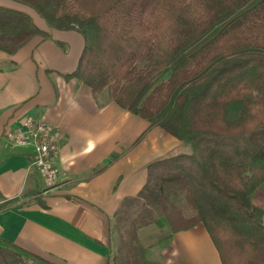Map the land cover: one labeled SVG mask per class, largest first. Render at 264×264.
Segmentation results:
<instances>
[{
  "label": "trees",
  "instance_id": "obj_1",
  "mask_svg": "<svg viewBox=\"0 0 264 264\" xmlns=\"http://www.w3.org/2000/svg\"><path fill=\"white\" fill-rule=\"evenodd\" d=\"M11 1L81 34L67 77L108 90L187 147L148 164L140 191L121 201L108 264H162L145 258L139 237L159 218L171 232L202 224L221 264H264L263 211L251 199L264 182V0ZM37 36L46 34L31 15L0 6L1 51ZM34 260L0 241V264Z\"/></svg>",
  "mask_w": 264,
  "mask_h": 264
},
{
  "label": "crops",
  "instance_id": "obj_2",
  "mask_svg": "<svg viewBox=\"0 0 264 264\" xmlns=\"http://www.w3.org/2000/svg\"><path fill=\"white\" fill-rule=\"evenodd\" d=\"M0 6L31 15L46 36L13 54L0 50V241L12 243L32 264H108L115 249L113 215L121 201L146 182L151 162L186 151L160 127L119 107L107 90L95 94L71 74L84 41L76 30L49 28L27 6ZM31 116L54 128L58 182L46 190L31 166V145H13L7 131ZM263 211L264 182L252 194ZM155 243L145 256L162 264H221L202 224L171 232L163 218L154 223ZM164 237L158 239V235Z\"/></svg>",
  "mask_w": 264,
  "mask_h": 264
},
{
  "label": "built area",
  "instance_id": "obj_3",
  "mask_svg": "<svg viewBox=\"0 0 264 264\" xmlns=\"http://www.w3.org/2000/svg\"><path fill=\"white\" fill-rule=\"evenodd\" d=\"M53 126L42 120L27 116L22 120V127L7 131L5 138L13 145H31L34 156L30 164L40 175L46 190L53 189L59 176L54 158L58 153V146L52 140Z\"/></svg>",
  "mask_w": 264,
  "mask_h": 264
},
{
  "label": "rangeland",
  "instance_id": "obj_4",
  "mask_svg": "<svg viewBox=\"0 0 264 264\" xmlns=\"http://www.w3.org/2000/svg\"><path fill=\"white\" fill-rule=\"evenodd\" d=\"M156 231L157 228L153 224L150 227H146L139 232L140 241L144 247H147L150 242L155 243ZM145 258L149 261L151 259V257H149L148 255H146Z\"/></svg>",
  "mask_w": 264,
  "mask_h": 264
}]
</instances>
